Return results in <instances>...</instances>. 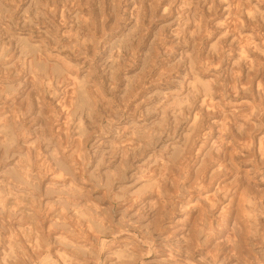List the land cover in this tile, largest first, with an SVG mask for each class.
<instances>
[{"label": "clouds", "instance_id": "obj_1", "mask_svg": "<svg viewBox=\"0 0 264 264\" xmlns=\"http://www.w3.org/2000/svg\"><path fill=\"white\" fill-rule=\"evenodd\" d=\"M96 9L0 0V264H264V0Z\"/></svg>", "mask_w": 264, "mask_h": 264}, {"label": "rangeland", "instance_id": "obj_2", "mask_svg": "<svg viewBox=\"0 0 264 264\" xmlns=\"http://www.w3.org/2000/svg\"><path fill=\"white\" fill-rule=\"evenodd\" d=\"M89 3H91L92 7L94 9H96V4L98 3V0H88ZM97 13L99 12V9H96ZM117 210L119 211L118 209V206H117Z\"/></svg>", "mask_w": 264, "mask_h": 264}]
</instances>
